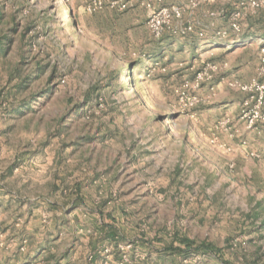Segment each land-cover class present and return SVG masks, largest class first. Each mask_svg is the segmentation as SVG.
Here are the masks:
<instances>
[{"label": "rangeland", "instance_id": "obj_1", "mask_svg": "<svg viewBox=\"0 0 264 264\" xmlns=\"http://www.w3.org/2000/svg\"><path fill=\"white\" fill-rule=\"evenodd\" d=\"M93 1L0 0V264H264V0Z\"/></svg>", "mask_w": 264, "mask_h": 264}, {"label": "built area", "instance_id": "obj_2", "mask_svg": "<svg viewBox=\"0 0 264 264\" xmlns=\"http://www.w3.org/2000/svg\"><path fill=\"white\" fill-rule=\"evenodd\" d=\"M155 1H161V0H145V7L147 10L150 11L149 19H148V29L150 32L155 36L159 37L161 35L162 29L164 25H166L172 17L179 16L177 12H170L166 8H160L158 10L155 9V6L152 5ZM152 2V3H151ZM117 5L118 9L124 10L126 9V5L123 3H112L111 6ZM103 7L102 0H95L90 5L87 6V12L93 13L97 10H100ZM191 28L188 27L184 31H190ZM262 71L264 72V65L262 68ZM207 78L204 77L202 73L198 74L195 79V87H198L204 80ZM261 89H264V85L261 87ZM259 104L264 105V96H259ZM256 118H260L264 122V115L260 116L258 113H255Z\"/></svg>", "mask_w": 264, "mask_h": 264}, {"label": "crops", "instance_id": "obj_3", "mask_svg": "<svg viewBox=\"0 0 264 264\" xmlns=\"http://www.w3.org/2000/svg\"><path fill=\"white\" fill-rule=\"evenodd\" d=\"M216 106L219 107V109H222V111H224L223 109H227L225 111H227V116L231 117L233 116V107H234V103L232 100L230 99H223L221 102H219L218 104H216ZM236 132V131H235ZM241 132H255V131H247L244 126H241Z\"/></svg>", "mask_w": 264, "mask_h": 264}, {"label": "trees", "instance_id": "obj_4", "mask_svg": "<svg viewBox=\"0 0 264 264\" xmlns=\"http://www.w3.org/2000/svg\"><path fill=\"white\" fill-rule=\"evenodd\" d=\"M181 243H183L184 245H188L191 248L192 246H195L196 247L195 249L197 250L214 251V248L211 245H206L202 243L196 245L194 242L186 240V239L181 240Z\"/></svg>", "mask_w": 264, "mask_h": 264}]
</instances>
